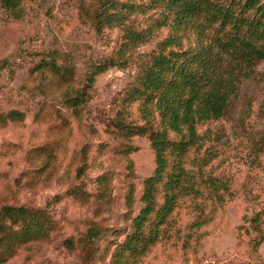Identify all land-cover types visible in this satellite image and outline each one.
<instances>
[{"label": "rangeland", "instance_id": "374dc122", "mask_svg": "<svg viewBox=\"0 0 264 264\" xmlns=\"http://www.w3.org/2000/svg\"><path fill=\"white\" fill-rule=\"evenodd\" d=\"M13 2L9 7L0 0V208H44L56 227L3 264H83L77 240L93 223L105 232L95 264H109L143 207L144 180L156 168L148 136L127 141L113 123L121 117L143 122L139 102L127 97L170 25L131 43L118 26L97 31L85 23L81 0ZM146 11L134 16L140 28L161 9ZM121 56L126 63L116 62ZM53 62L68 71L66 78L47 66ZM110 62L116 64L90 83L95 67ZM81 89L88 94L76 110L66 97ZM14 110L22 120L9 117ZM199 130L210 134L180 156L184 174L168 185L170 194H179L177 207L157 242L145 255L129 257L130 263L264 264V240L256 246L254 239L264 236V59L225 116ZM125 143L137 150L126 152ZM105 173L111 183L106 201L97 195ZM131 184L135 203L129 208ZM69 238L77 249L67 245Z\"/></svg>", "mask_w": 264, "mask_h": 264}, {"label": "trees", "instance_id": "16d2710c", "mask_svg": "<svg viewBox=\"0 0 264 264\" xmlns=\"http://www.w3.org/2000/svg\"><path fill=\"white\" fill-rule=\"evenodd\" d=\"M7 6L13 0H3ZM81 18L97 31L105 26L120 27L127 41L149 39L156 29L170 25L164 38L142 67L128 101L139 102L142 123L117 118L116 133L130 141L136 135H147L155 152L156 168L144 180L143 207L132 219L131 231L112 252L109 264H135L129 257L145 255L159 237L160 227L177 207L178 193L170 194L168 185L181 178L185 168L181 155L199 146L210 134L200 127L225 116L240 94L244 80L255 72L264 59V0H151L146 5L121 0H81ZM146 9H161L159 16L140 28L134 19ZM157 12V11H155ZM121 56L119 62L126 63ZM116 62L97 65L88 80L105 72ZM53 72L66 78L68 71L55 62L49 63ZM87 91L68 95L66 102L76 110L86 100ZM9 117L22 120L23 113L14 110ZM0 119H4L0 116ZM124 150L132 153L137 147L125 143ZM132 170V163L129 165ZM97 195L106 201L110 192L107 173L97 180ZM160 190L165 191L162 204ZM134 184H131L126 203H135ZM151 218L155 221L150 222ZM56 223L44 208L27 205H5L0 208V264L7 262L28 243L51 236ZM104 230L93 223L84 236L83 264H95L97 245ZM256 246L264 236L254 238ZM77 249V242L66 239Z\"/></svg>", "mask_w": 264, "mask_h": 264}]
</instances>
